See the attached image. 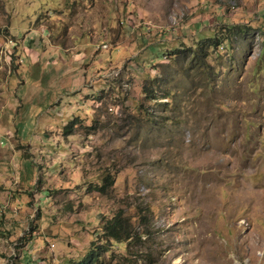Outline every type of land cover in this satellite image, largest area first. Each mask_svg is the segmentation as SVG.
Here are the masks:
<instances>
[{
	"label": "rangeland",
	"instance_id": "374dc122",
	"mask_svg": "<svg viewBox=\"0 0 264 264\" xmlns=\"http://www.w3.org/2000/svg\"><path fill=\"white\" fill-rule=\"evenodd\" d=\"M98 244L264 264V0H0V264Z\"/></svg>",
	"mask_w": 264,
	"mask_h": 264
},
{
	"label": "trees",
	"instance_id": "16d2710c",
	"mask_svg": "<svg viewBox=\"0 0 264 264\" xmlns=\"http://www.w3.org/2000/svg\"><path fill=\"white\" fill-rule=\"evenodd\" d=\"M68 127H70V125H65L64 128L67 129ZM103 230L109 236V238L119 242L122 241L121 234L125 233L127 238H130L131 236L128 226L124 222V217H122L120 214L114 215L113 218L104 225ZM103 249L104 245L98 244L92 248V251L88 254L82 256L78 260L72 261V264H97L100 257V252Z\"/></svg>",
	"mask_w": 264,
	"mask_h": 264
}]
</instances>
